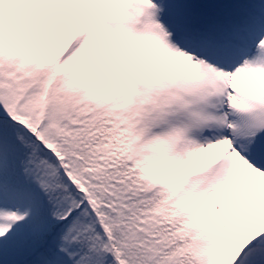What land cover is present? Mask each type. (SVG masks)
I'll return each mask as SVG.
<instances>
[{"label":"rangeland","instance_id":"1","mask_svg":"<svg viewBox=\"0 0 264 264\" xmlns=\"http://www.w3.org/2000/svg\"><path fill=\"white\" fill-rule=\"evenodd\" d=\"M207 2L0 0V109L30 116L35 122L26 121L28 129L34 125L33 132L50 140L56 130L52 117L66 114L76 102L104 106L124 95L133 81L143 88L133 100H141L143 92L164 107L163 117L135 151L162 160L157 173L147 178L149 188L167 187L183 177L196 201L211 191L214 209L223 204L236 208L242 225H250L252 210L264 221V99L241 105L249 102L244 92L250 83L264 78V14L249 16L246 34L254 47L243 52L221 41L234 34L230 20L241 25L240 10L244 16L250 13L248 3L241 0L231 14ZM50 64L64 83L55 93L45 78L36 76L40 66ZM257 104L260 114L253 116ZM22 143L10 127L0 125V168H7L0 170V183L9 169L17 181L7 191V183L0 186V264H73V237L88 216L78 208L53 231L24 222L30 213L23 211L32 209L30 197L42 190L36 169L41 161L22 165ZM191 163L196 167L185 178ZM4 192L15 196L7 198ZM42 241L46 256L40 253L45 247L38 249ZM206 247L202 264H232L235 255L228 256L222 230Z\"/></svg>","mask_w":264,"mask_h":264},{"label":"trees","instance_id":"2","mask_svg":"<svg viewBox=\"0 0 264 264\" xmlns=\"http://www.w3.org/2000/svg\"><path fill=\"white\" fill-rule=\"evenodd\" d=\"M218 2L225 7L235 4V0H209L211 6ZM255 8L264 9V0H255ZM54 68L51 64L40 66L36 74L38 81L45 78L49 82L52 93L64 84L53 75ZM245 90L249 102H241L242 106L263 100L264 78L253 80ZM138 92L139 87L132 81L124 95L112 97L104 106L76 102L77 107L66 114L52 117L56 130L48 136L50 140L33 132L34 125L28 129L25 122H35L30 116L0 109V125L10 127L23 141L19 146L22 165L29 168L41 161L36 165L37 184L42 181L48 186L43 193L33 194L36 204L30 197L32 209L23 211L30 213L24 222L53 231L64 217L84 208L88 223H83L82 230L73 237V264H202L209 239L221 230L228 256L236 255L252 241L249 234L255 237L264 229L259 212L252 210L248 216L250 225H242L244 220H240L242 215L236 208L234 211L223 204L214 209L211 191L207 198L196 201L194 188L183 177L167 187L149 188L147 178L157 173L162 160L153 153L136 155L135 151L137 142L163 117L164 107L144 97L143 92L138 96L141 100H133ZM260 109L257 104L253 116L260 114ZM261 138L264 140V134ZM45 142L53 144V148ZM195 167L190 164L183 172L185 178ZM4 168L2 165L1 173L6 171ZM13 177L9 169L4 175L7 179L0 183L3 187L7 183L5 191L11 187L8 185L17 184ZM12 196L13 192L6 194L7 198ZM183 206L190 209L188 214ZM41 237L46 240L48 234ZM43 241L40 247L45 248L40 253L46 256ZM239 264H264L263 250L250 249Z\"/></svg>","mask_w":264,"mask_h":264}]
</instances>
